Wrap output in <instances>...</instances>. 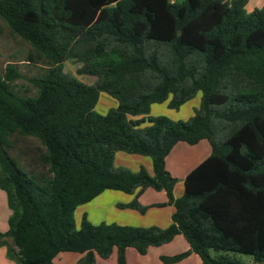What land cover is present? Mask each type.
I'll list each match as a JSON object with an SVG mask.
<instances>
[{
    "label": "trees",
    "instance_id": "1",
    "mask_svg": "<svg viewBox=\"0 0 264 264\" xmlns=\"http://www.w3.org/2000/svg\"><path fill=\"white\" fill-rule=\"evenodd\" d=\"M249 1L0 0V18L49 65L30 80L31 97L13 89L22 78L16 65L0 74V190L11 210L0 248L11 260L54 264L77 253L78 264H97L116 251L126 264L127 249L145 255L182 235L191 250L171 263L190 253L201 264H235L230 254L244 253L264 263V216L249 199L264 195V5L249 12ZM70 59L95 83L65 73ZM103 94L116 101L106 114L96 111ZM198 95L187 120L151 114L160 105L178 111ZM15 137L41 143L49 175L25 171L10 155ZM201 141L214 156L176 198L165 157L178 143ZM117 151L152 157L155 175L116 169ZM242 154L243 162L227 158ZM148 188L166 192L158 206L173 208L168 228L94 225L84 215L76 229L78 207L103 192ZM123 207L148 209L136 199Z\"/></svg>",
    "mask_w": 264,
    "mask_h": 264
},
{
    "label": "rangeland",
    "instance_id": "2",
    "mask_svg": "<svg viewBox=\"0 0 264 264\" xmlns=\"http://www.w3.org/2000/svg\"><path fill=\"white\" fill-rule=\"evenodd\" d=\"M177 3H182L184 0H174ZM251 9L247 11H252L254 9L253 5L249 6ZM0 25L3 29L2 35L0 36V74H4L6 67L9 64L16 65L22 78L15 81L12 86L14 91L21 96H35L37 94V89L30 83V80L33 78H40L44 76L48 69L49 65L42 60H38L36 57L37 52L28 42L23 40L20 36L12 33L11 29L7 26L6 22L0 18ZM30 55H35L34 61L29 60ZM82 66L75 59L68 60L64 66V72L69 74L72 77L77 78L85 84L92 85L95 83L96 78L90 76H80L77 71ZM200 101V96H196L193 100L186 103L180 110H168L166 105H160L155 107V110L151 113L153 116L158 115H167L173 120H187L189 119L194 112V109L198 108ZM116 106V101L110 98L106 94L101 95L99 103L96 107V111L100 114H106L111 108ZM166 113V114H165ZM16 147L13 151L10 152L12 157H15L19 160L20 166L28 171L30 169L37 171L43 175H49L47 169L44 168L40 162L39 157L42 152H45V148L41 143L34 139L28 137H15ZM213 149L211 144L208 141H201L197 145H187L184 143H178L171 148L168 154L165 157V169L170 173V175L176 179V186L179 190L183 189L181 184L182 179L192 172L196 167L207 159L213 157ZM229 160H236L237 162H243V154L240 156H227ZM127 154L123 153L118 158V163L122 164L120 160L129 161ZM124 165V164H123ZM118 167L119 165H114L116 169L129 170L130 165H125ZM76 166H79V164ZM130 168V167H129ZM154 191V190H152ZM249 199L252 203L256 202L257 209H259L264 216V195L256 198L254 196H249ZM0 210L3 211L4 204L3 201H0ZM96 202H90L86 205L78 207L75 212V224L76 229L79 230L81 227L83 216L89 214V208L87 205H95ZM103 216V210H99ZM112 216V215H109ZM112 218V217H111ZM93 220V219H92ZM94 222V221H92ZM94 223L95 225H99ZM110 222V221H108ZM264 235V234H263ZM10 245H13L11 239L7 240ZM250 241V240H249ZM245 246H248V243L244 242ZM223 252H213V255H222ZM80 254L77 253H61L60 256L56 257V264H76L74 257H78ZM230 257L235 264H264L257 263L254 261L253 257L249 253L244 254H230ZM97 261H100V257H96ZM75 262V263H73ZM0 264H17L15 261L11 260L7 255L6 248H0ZM78 264V263H77Z\"/></svg>",
    "mask_w": 264,
    "mask_h": 264
},
{
    "label": "crops",
    "instance_id": "3",
    "mask_svg": "<svg viewBox=\"0 0 264 264\" xmlns=\"http://www.w3.org/2000/svg\"><path fill=\"white\" fill-rule=\"evenodd\" d=\"M250 5H253L254 9L260 8L264 5V0H250L247 5V9H251L249 7ZM155 107H153L152 112L155 110ZM123 153L127 154L128 158L130 159L127 162L124 160H120V162L122 163L120 164L118 163V158ZM127 164L130 165V168L128 167V169L131 172L136 173L142 169H145L150 175H155V167L152 157L143 154L117 151L114 157V165H119L118 167H122L121 165L125 166ZM187 175L181 181V184L183 185L182 190H179L175 185L176 198L180 197L183 194L184 181ZM152 190L154 189L148 188L140 194H138V192H135L133 194H125L118 191H105L92 201L96 202L95 205H87L90 211L88 212L89 214H86L87 218L92 224H94L95 222L98 223L97 221H99V223L107 224L115 223L118 225L146 228L156 226L161 229H166L172 224L173 208L170 205L158 206L167 203L168 199L166 192ZM135 199L142 207H148V209L144 213H141L135 209H128L123 207L124 205L133 202ZM0 201H3L4 204L3 211L0 210V232L5 233L8 230V220L11 216V210L8 207L7 194L3 190H0ZM100 209L103 210V216L99 211ZM190 250V245L186 241V239L182 235H178L170 243L164 244L159 247L149 248L145 255H140L136 250L132 248L127 249L125 253L126 264H201L199 257L194 253H190L188 257L179 262H169V259L180 254L187 253ZM83 257L84 255L82 254H80L78 257H74L76 264L79 263V261H81ZM96 263L118 264L117 252L114 251L108 259L100 258V261L96 260ZM54 264H56L55 260Z\"/></svg>",
    "mask_w": 264,
    "mask_h": 264
}]
</instances>
